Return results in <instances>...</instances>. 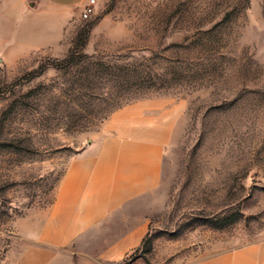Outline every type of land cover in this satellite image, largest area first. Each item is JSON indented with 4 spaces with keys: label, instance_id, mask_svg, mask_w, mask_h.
Segmentation results:
<instances>
[{
    "label": "rangeland",
    "instance_id": "1",
    "mask_svg": "<svg viewBox=\"0 0 264 264\" xmlns=\"http://www.w3.org/2000/svg\"><path fill=\"white\" fill-rule=\"evenodd\" d=\"M81 13L59 49L25 58L14 51L34 39L0 18V264L39 259L23 231L68 159L152 96L183 110L160 185L129 208L145 236L104 264H182L264 237V0H95ZM52 251L76 263L95 250Z\"/></svg>",
    "mask_w": 264,
    "mask_h": 264
},
{
    "label": "crops",
    "instance_id": "2",
    "mask_svg": "<svg viewBox=\"0 0 264 264\" xmlns=\"http://www.w3.org/2000/svg\"><path fill=\"white\" fill-rule=\"evenodd\" d=\"M89 0H0V18L34 42L16 48V57L50 50L61 43ZM183 102L152 96L129 102L105 120L101 131L71 156L55 187V201L38 216L26 237L39 240L34 264H104L135 248L147 232L131 204H142L164 174V162ZM106 231V232H105ZM93 248L76 261L52 249L67 242ZM67 256V255H66ZM182 264H264V237Z\"/></svg>",
    "mask_w": 264,
    "mask_h": 264
},
{
    "label": "built area",
    "instance_id": "3",
    "mask_svg": "<svg viewBox=\"0 0 264 264\" xmlns=\"http://www.w3.org/2000/svg\"><path fill=\"white\" fill-rule=\"evenodd\" d=\"M95 0H89L88 4L83 8L81 16L86 19L94 12Z\"/></svg>",
    "mask_w": 264,
    "mask_h": 264
}]
</instances>
